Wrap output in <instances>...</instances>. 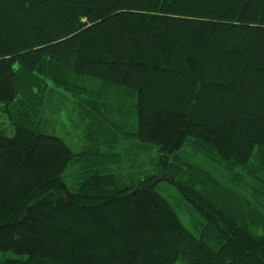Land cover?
Listing matches in <instances>:
<instances>
[{"label": "trees", "instance_id": "16d2710c", "mask_svg": "<svg viewBox=\"0 0 264 264\" xmlns=\"http://www.w3.org/2000/svg\"><path fill=\"white\" fill-rule=\"evenodd\" d=\"M36 78L130 100L113 128L153 173L138 180L100 150L83 164L45 132ZM189 151L253 177L264 212V0H0V252L17 257L4 264H264V214L193 172Z\"/></svg>", "mask_w": 264, "mask_h": 264}, {"label": "rangeland", "instance_id": "374dc122", "mask_svg": "<svg viewBox=\"0 0 264 264\" xmlns=\"http://www.w3.org/2000/svg\"><path fill=\"white\" fill-rule=\"evenodd\" d=\"M35 80L38 81L40 88L46 90L43 116L45 121L50 123V126L47 130L45 129V132L63 140L73 154L87 153L86 158L83 159L84 161L82 160L83 164H95L99 159L95 158L91 153H96L100 150L104 154L103 159L112 162L118 171L126 170L129 164L132 167V171L129 174H135L138 180H142L148 174L153 173V168L148 164L150 156H152L151 153H143L146 156L147 164L145 169L137 170L136 172L134 158L142 154V150L137 148L135 140L127 136H120L115 131L116 129L113 128V124H117L119 122L118 119L121 117L126 115L134 116L135 111L130 100L121 103L120 97L111 91L107 92L109 99L90 97L86 92L87 89L84 90L85 84L82 82L76 84L78 85L77 87L74 86L73 82L71 84L68 83V89H66L56 87L49 82L52 81L51 79H48V81L41 80V82L39 78ZM88 102L107 104L108 109ZM101 112L108 113L105 115L107 119L102 116ZM187 153L189 159L184 156L183 161L190 163L193 172L202 173L201 171H204L208 173L216 183L215 186L239 193L247 211L264 214L262 207L257 204V199L253 194L254 191H259L261 187L248 173L237 170L234 176H230V173L232 174L230 167V170H228L216 161L205 162L191 151ZM129 159H131L130 162H128ZM80 163L78 161L74 164L63 177L66 186L70 190H74L78 186H75V184L80 182L78 174ZM257 177L261 178L260 176ZM233 180L237 181L238 185ZM209 185L214 187L212 183H209ZM170 187L161 185L160 192L170 201L184 227L196 233L193 218H197V216L185 207L186 205H184L182 198L174 188ZM219 195L224 198L220 191ZM9 259H17V257L12 253L0 252V264H4Z\"/></svg>", "mask_w": 264, "mask_h": 264}, {"label": "water", "instance_id": "95a60500", "mask_svg": "<svg viewBox=\"0 0 264 264\" xmlns=\"http://www.w3.org/2000/svg\"><path fill=\"white\" fill-rule=\"evenodd\" d=\"M165 180H168L167 177L164 178Z\"/></svg>", "mask_w": 264, "mask_h": 264}]
</instances>
